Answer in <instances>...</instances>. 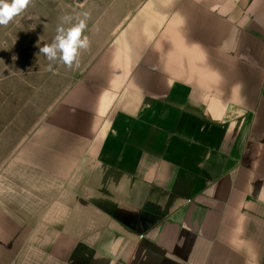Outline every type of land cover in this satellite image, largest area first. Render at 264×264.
Returning <instances> with one entry per match:
<instances>
[{
    "label": "crops",
    "instance_id": "crops-1",
    "mask_svg": "<svg viewBox=\"0 0 264 264\" xmlns=\"http://www.w3.org/2000/svg\"><path fill=\"white\" fill-rule=\"evenodd\" d=\"M134 15L18 152L52 241L1 232L0 264H264V0Z\"/></svg>",
    "mask_w": 264,
    "mask_h": 264
},
{
    "label": "rangeland",
    "instance_id": "rangeland-1",
    "mask_svg": "<svg viewBox=\"0 0 264 264\" xmlns=\"http://www.w3.org/2000/svg\"><path fill=\"white\" fill-rule=\"evenodd\" d=\"M150 1L32 0L8 26H0V234L26 230L34 234L29 241L32 247H45L52 241L40 239L39 233L46 228L38 219L39 200L54 196L48 189L55 180L23 163L18 152L98 55L108 50L122 53V39L135 38L133 30L124 29ZM83 13L89 14L83 35L89 37L90 47L81 50L78 63L68 68L39 53L40 47L53 42L63 15H72L74 24ZM50 63L53 71L47 70ZM10 218L14 222H8ZM23 241L16 239L15 246Z\"/></svg>",
    "mask_w": 264,
    "mask_h": 264
},
{
    "label": "clouds",
    "instance_id": "clouds-1",
    "mask_svg": "<svg viewBox=\"0 0 264 264\" xmlns=\"http://www.w3.org/2000/svg\"><path fill=\"white\" fill-rule=\"evenodd\" d=\"M32 0H0V26L6 27L15 17L24 12ZM88 13H83V18L76 17V23H71L74 19L72 15H63L60 24L56 28V35L51 44L40 47L39 53L46 56L49 61H59L68 68H72L74 63H78L81 50H88L90 40L83 32L87 28ZM65 24H71L65 27ZM48 71H53L51 63ZM261 198H264L262 190Z\"/></svg>",
    "mask_w": 264,
    "mask_h": 264
}]
</instances>
